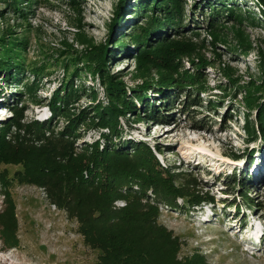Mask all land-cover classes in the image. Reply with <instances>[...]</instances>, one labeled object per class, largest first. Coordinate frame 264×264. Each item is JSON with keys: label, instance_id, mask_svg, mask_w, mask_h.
I'll list each match as a JSON object with an SVG mask.
<instances>
[{"label": "rangeland", "instance_id": "rangeland-1", "mask_svg": "<svg viewBox=\"0 0 264 264\" xmlns=\"http://www.w3.org/2000/svg\"><path fill=\"white\" fill-rule=\"evenodd\" d=\"M165 1L0 0V36L4 37L0 54L23 70L11 69L7 79L0 78V134L7 135L14 149L49 147L58 154L74 155L58 161L70 163L72 170L83 164L93 151V142L102 141L99 132L103 129L90 121L75 134V140L69 139L71 145L48 133L45 138L34 133L27 136L14 123L32 131L33 122L51 119L48 105L65 88L76 90L78 96L56 118L55 132L81 111L107 107L99 76L86 69L84 59L92 46L105 47L99 69L119 77L132 97L141 75L151 69L139 60L132 28L158 18L160 9L154 6ZM221 1L228 2L182 0L185 22L178 32L168 34L171 42L166 45L180 58V72L193 75L196 84L192 88H201V107L195 109L194 120L210 131L193 129L192 116H180L176 105L170 113L172 122L162 125L152 110L133 98L137 115L118 118V142H141L151 149L163 170L162 179L170 186L164 195L170 197L150 203L122 191L112 205L117 210L144 211L153 227L177 243L178 260L264 264V141L257 134L255 112L246 118L239 90L251 79L264 78V5L260 0ZM145 3L148 8L144 10L150 13L140 15L137 8ZM210 4L220 11L213 30L208 26ZM158 32L147 41L163 36L162 30ZM154 52L164 57L159 46ZM163 65L160 71L167 75L168 65ZM149 75L157 80L156 71ZM177 93L172 89V96ZM145 95L153 109L165 114L160 108L163 104L157 102L160 96L151 91ZM247 122L253 125L256 139L247 132ZM23 170L20 159L0 158V223L8 224L13 213L16 244L7 245L0 225V264H98L102 251L85 242L77 220L58 208L44 188L18 179ZM245 175L250 177L246 188L226 186L231 176L238 180ZM68 181L63 176V192L71 185ZM145 194L153 199L150 190ZM257 237L260 243L256 245L248 241Z\"/></svg>", "mask_w": 264, "mask_h": 264}, {"label": "trees", "instance_id": "trees-1", "mask_svg": "<svg viewBox=\"0 0 264 264\" xmlns=\"http://www.w3.org/2000/svg\"><path fill=\"white\" fill-rule=\"evenodd\" d=\"M219 1L221 4L228 2ZM260 3L264 5V0H260ZM154 7L160 9L158 18L146 20L147 22L140 28L134 24L132 28L134 32L132 37L137 45L136 52L141 55L139 60L151 67L150 70L145 71L146 76L141 75L140 86L134 88L131 93L132 97L128 95L127 87L119 77L110 76L106 71L99 69L105 47L92 46L87 58L84 59L86 69L89 73L99 76L109 102L107 107L103 108L97 105L91 111H81L73 118L66 119L61 130L55 132L56 127L53 123L56 118L59 119V116L61 117L64 113V107L72 105L69 102L78 96L76 90L65 88L62 90V96L58 91V94L51 99L48 105L51 119L42 123L33 122L32 131L30 128L24 129L22 125L14 123L15 128L22 130L27 136L34 133L39 138H45L48 133L56 136L64 144L71 145L69 139L75 140V134H78L80 128L90 121L96 129H103L99 132L102 141L93 142L91 146L93 151L83 164H77L72 170L70 163L62 165V162L58 161H63L65 157L71 159L74 155L58 154L55 149L49 147L32 148V151L20 146L14 149L8 142L7 135L0 134V158L4 160L20 159L24 170L19 172L18 179L44 188L48 197L58 208L65 210L70 218L77 220L85 242L102 251L98 264H195L193 258L182 257L181 260H178L177 243L171 241L170 236L164 234L162 229L153 227L152 220L146 217L144 211L130 212L127 208L117 210L112 205L122 191L150 203L166 202L170 197V195H164V190L170 186H167V181L162 179L163 170L159 169L151 149L141 142H118L121 141L118 135V118L137 115L133 98L140 104H145L149 112L152 110V113L160 118L162 125H169L172 122L170 113L176 105L179 107L180 116H192L193 129L210 131L207 126L194 120L195 109L201 107L198 94L201 88H192L196 84L193 83V75L180 72L183 67L179 63L180 58L172 54L171 49L166 46L171 42L167 38L168 34L173 31L178 32L183 27L185 4L182 3V0H166L161 6L156 4ZM208 7L210 8L208 26L213 30L217 27L220 11L214 4H210ZM147 8L145 3L140 4L137 10L140 11V15H148L147 13L150 12L144 10ZM159 30L164 32L162 37L154 40L155 42L147 41V38H153L150 36L161 34L158 32ZM3 39L4 37L0 36V45L4 42ZM158 46L165 51L163 58H158L154 52ZM3 56L0 54V78L7 79L6 74L11 69L19 70L20 64L11 63L10 59L2 58ZM161 64L168 65L167 75L160 71L159 65ZM152 70L157 72V80L151 77L147 78ZM21 72L23 70H19V73ZM172 89L178 91L175 96L171 94ZM239 90L243 93L244 107L248 111L246 118L248 119L249 113L255 112L257 134L264 141V78L251 79L245 85L240 86ZM146 91L155 93V97L160 96L157 102L160 105L163 104L160 108H163L165 114L158 113L152 108L153 103L146 101ZM16 101L17 99L12 102L16 104ZM6 105L10 108V105ZM94 115L97 118H94ZM246 129L252 136L251 139H256L257 135L251 122H247ZM168 172L167 170L166 173L168 174ZM63 176L65 180H69V184L71 183L67 191L64 192L60 186ZM231 177L229 184L226 185L231 189H234L236 184L241 189L246 188V185L249 184L250 177L246 175L238 180L235 176ZM95 184L97 187H94ZM148 190L152 192L153 199L146 196L145 193ZM244 194L242 197L246 200L247 195ZM175 196L177 195L174 194L171 197ZM181 196L183 197V195ZM209 200L213 201L212 198ZM90 201H93L92 204ZM196 203L198 204V202ZM171 206L175 205L172 203ZM14 224L13 213L8 224L0 223L4 230L3 234L6 236L7 245H16L12 234ZM204 264L206 263L204 262Z\"/></svg>", "mask_w": 264, "mask_h": 264}, {"label": "bare ground", "instance_id": "bare-ground-1", "mask_svg": "<svg viewBox=\"0 0 264 264\" xmlns=\"http://www.w3.org/2000/svg\"><path fill=\"white\" fill-rule=\"evenodd\" d=\"M253 234V233H252ZM261 235V233H258V236ZM255 237V236H253ZM249 242H251L253 245H256L257 243H260V238H256V239H253V238H249L248 240Z\"/></svg>", "mask_w": 264, "mask_h": 264}]
</instances>
